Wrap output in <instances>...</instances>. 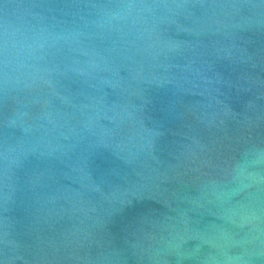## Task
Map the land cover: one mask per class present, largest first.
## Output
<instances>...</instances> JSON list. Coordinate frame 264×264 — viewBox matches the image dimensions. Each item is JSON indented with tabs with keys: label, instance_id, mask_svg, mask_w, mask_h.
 <instances>
[{
	"label": "water",
	"instance_id": "water-1",
	"mask_svg": "<svg viewBox=\"0 0 264 264\" xmlns=\"http://www.w3.org/2000/svg\"><path fill=\"white\" fill-rule=\"evenodd\" d=\"M0 264H264V0H0Z\"/></svg>",
	"mask_w": 264,
	"mask_h": 264
}]
</instances>
